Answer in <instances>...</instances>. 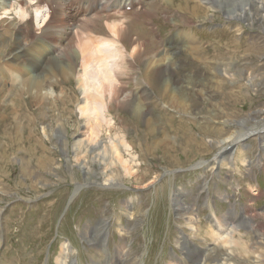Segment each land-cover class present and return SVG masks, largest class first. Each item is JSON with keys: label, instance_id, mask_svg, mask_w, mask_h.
<instances>
[{"label": "rangeland", "instance_id": "obj_1", "mask_svg": "<svg viewBox=\"0 0 264 264\" xmlns=\"http://www.w3.org/2000/svg\"><path fill=\"white\" fill-rule=\"evenodd\" d=\"M0 1L7 4L0 10V264H54L61 245L72 251L71 262L99 264L104 257L117 258L122 241L127 255L117 264H201L188 253L198 255L197 249L202 264L222 262L227 250L231 256L226 262L231 264H264V143L256 134L260 125L264 127V12L259 6L254 3L253 16L240 19L197 0L207 8L205 19L184 25L176 22L177 11H170L166 21L157 11L160 18L143 22L144 34L133 35L147 45L155 36L157 43L144 50H152L162 61L172 57L170 63L177 68L162 79L163 84L149 73L144 79L143 63L134 54L123 56L133 52V46L115 43L120 49L119 74L112 80L119 89L110 86L98 100L102 121L95 125L93 120L86 123L79 110L88 98L78 84L80 64L72 60L76 44L70 40L76 37H54L67 65L62 70L54 62L44 65L41 94L25 85L19 89L21 78L34 68V34L52 37L41 30L49 22L48 5L55 8V0ZM59 1L66 11L64 0ZM65 1L73 7L77 0ZM116 11L101 21L113 17L123 26L133 14ZM152 28L155 33H149ZM177 31L208 55L217 52L223 58L188 60L184 50L170 55L188 46L186 39L170 42ZM232 37L238 42L234 60L228 55L235 47L225 45ZM21 43L29 50L19 55L21 64L14 68L10 58ZM250 45L256 51L240 57ZM47 46L40 44L44 51L38 60L49 56ZM181 73L192 80L202 78L209 94L175 86L173 80L181 79ZM94 87L90 80L87 91L92 94ZM133 97L140 104L135 115L121 105ZM191 99L197 110L191 108ZM159 115L168 120L162 122ZM148 119L153 130H148ZM242 126L247 128L241 131ZM87 130L93 135L84 139ZM245 130L254 134L244 138ZM232 132L243 139L231 136L217 144ZM94 142L98 145L92 149ZM222 152L227 154L216 166L214 157ZM228 155L232 165L226 164ZM106 175L115 183L104 184ZM225 216L236 217L231 248L214 245L208 234L212 217ZM102 222H107L105 245L99 244L103 252L80 232L87 224L95 227ZM191 226L198 230L193 232Z\"/></svg>", "mask_w": 264, "mask_h": 264}, {"label": "bare ground", "instance_id": "obj_2", "mask_svg": "<svg viewBox=\"0 0 264 264\" xmlns=\"http://www.w3.org/2000/svg\"><path fill=\"white\" fill-rule=\"evenodd\" d=\"M68 1H71V0H68ZM205 1L206 2L208 1L210 4L212 3V5L215 4L219 6L221 10L224 12V14H226L227 17H235V18H240V19L241 18L248 19L252 17L253 10H254L252 6L254 5V3L255 5L259 6L264 12V0H205ZM61 3H62L61 1L58 2V0H55L54 1L55 8L51 6V3L48 5V10H50V12L48 11V16H49L48 21L49 22L45 24V27L41 30V32L43 30L49 31L52 37L47 36V35L38 34V33L34 34V40H36L32 43V45L35 44L32 46V50L35 51V59H34L35 64L33 66L34 68L30 70L32 71L31 75L24 76L25 77L24 79L23 77L21 78V83L23 85L22 86L20 85L19 89H21L25 85L28 89L34 88L35 89L34 92L36 94L37 93L41 94L40 85L43 83L42 80H43V75H44L43 70L45 68L44 65L50 62H54L53 64L57 70H62L64 69L65 65H67V64H63V62H65L66 60L63 54L60 52L61 43L58 39H55L54 37L55 36L61 37V38L76 37L77 39L74 38V40L73 39L70 40L71 43L76 44L74 49L72 50V60L75 65L80 64L81 73L79 74V77H78L79 82L78 81L77 82L78 84L83 85V87H85L86 89L85 94L88 98L87 103L79 106V110H80V113L82 114L81 116H83L84 120L87 121L86 123H90L91 122L90 120H93L95 125H100L102 121L101 111L99 110V108H101V105H100V101L98 100L101 99V96L103 95V93H105L110 86L113 85L111 88H115V90L119 89L118 85H116L115 80H112L114 79L113 78L114 76L119 74L118 56L120 55V49L117 45H115V43L121 42V43H126V45L133 46V52H130V53L123 52V56L125 58L126 57L131 58L133 57V54H134L136 60H139L143 63L144 79H145V76L147 78V73H149V74H152L153 76H156L163 84L162 79L167 78L168 74H173V70L177 68V65H172L170 63V60L172 57L171 58L167 57L166 60L162 61V60L157 59V55L154 54L152 50L150 49L144 50L146 46L148 45L152 46L157 43L155 36H153L152 41H148V45H147L145 40L135 37L133 35V32H138L140 35H143L144 34L143 30L146 25L143 22L148 21L149 22L148 24H150L151 22H153L154 18L159 19L160 17L156 15L157 11H160V13L162 12V14L165 17V19L163 18L165 21L167 19V14L170 11H175V13L177 11L180 14V16H179V19H176V22H181L184 25V23H188L191 20L195 21V20L201 19L202 21V19L203 18L205 19L206 17V10H207V8L205 6H201L197 2V0H180V2L178 0L175 4L172 0H158V1L157 0H77L73 4V7L68 6L67 2L64 0L66 11L63 10ZM6 6L7 4L5 5V2L2 3L0 5V10L5 9ZM116 9L121 11L122 13L130 12V11L133 13L127 19H125L128 21L126 22V25L123 24L122 26V23L118 21L117 18H113V17H105L103 18L104 21L103 20L101 21V18L104 15H108L110 12H111V15L114 16L115 13L117 12ZM218 9L219 8H217V10ZM110 18L114 22H109V20H111ZM154 28H152L149 33H155ZM19 30L25 31L24 28H20ZM225 32H227V30ZM109 37L112 39L111 40L112 42H109L108 40ZM178 38H181L182 40L186 39L185 41L188 42V46L180 47L179 49L172 51V53L170 54L172 56H174L181 50H184V55H183L184 58L188 59V56H190L188 60L195 58L193 61L195 60L199 61V58H203L204 61H211V60H219L223 58V56L218 55L217 52H215L213 56L208 55V53L204 51V48L201 47L199 44H193L191 38H189L191 41H187V37L182 36V33L180 31H177L176 34L172 36V38L170 39V42L172 41L178 42L176 41L178 40ZM229 41L230 42L226 43L225 45L228 46V44H231L232 46L235 47L233 48V50L229 51V55H228L230 59L234 60L233 58L238 56L235 53V52H238L237 46H235V45H238L237 38L232 37V39L230 38ZM43 42L48 43L45 53L49 54V56L46 59L42 57L38 60L37 55L40 52L44 51V50L41 51V47H40V44ZM255 48L256 47H252L250 45L249 48L246 49L244 53L241 51L240 57H242V54L247 55L250 52H255L256 51ZM28 50L29 49H26L23 43L18 44V46L12 52V56L10 58L11 61L9 63H11L12 66H14V68L17 67V65H20L21 62L19 60V55ZM260 50H261L260 47L257 48L258 52ZM198 55H200L201 57H199ZM79 59H80V63L77 62ZM70 68L73 69L74 71L75 69H77V67H73L72 65ZM194 69H196L195 70L196 73L199 72V69L196 66L194 67ZM180 78L181 79H178L175 77V79L173 80V83L178 88L182 89L183 87H187L189 88V90H192V92L196 90L197 92H200L204 95L209 94L205 88L207 87L206 83L203 81L202 78L199 81H197V79L199 78L195 80H192L191 78L188 79L189 77L186 73H181ZM90 80H93L95 82V87L93 88L94 91H91L92 94H90L87 91L88 82H90ZM96 80L98 81V84H96ZM249 82H251V79L248 78L247 83ZM137 89H140V87H137ZM161 93L165 97L167 96L164 90H162ZM90 95L93 98H90ZM192 95L197 96V93L196 94L192 93ZM142 96H145V94H143ZM18 97L19 96L17 95L16 100H18ZM136 97H138V95H136ZM207 99L209 100L208 95H207ZM153 103H158V102H153ZM121 105L123 106L125 105L126 109L133 112L132 115H135L138 112L140 104L138 101H136V98L134 99L133 97V98L124 99L123 101H121ZM190 106L194 110L198 109V108H195L196 105L193 99L190 100ZM182 107H183V104H182ZM140 114H141V117L142 116L144 117L143 113H140ZM160 118L162 122L168 120V118H165L163 116H160L159 119ZM150 122L151 120L149 119L145 121V123L151 127V129L148 127V130H153ZM245 128L247 127L242 126L241 131L244 130ZM260 128H261L260 131L259 130L256 131V134H258L261 142L264 143V132H262L264 131V127L260 125ZM245 132L246 130L244 131V134H246L244 138L246 136L248 137V134L249 135L254 134L252 132H248V133H245ZM84 134H85L84 139H89V137L93 135V132H91V130L90 131L87 130L86 133ZM231 136L235 138H242L241 134L239 133L236 134V132H232L229 135H226L217 144H220L221 142H225ZM78 141L80 143V140ZM91 145H92L91 148L94 149L98 144L94 142ZM115 145L116 144H114L113 146ZM223 146H224V143L220 145L219 148ZM226 154L227 153L222 152L219 156L214 157V160H215L214 163L216 164V166L220 163V160L226 156ZM118 162H121V159H118ZM233 163H234V160L230 158L228 155L226 164L232 165ZM259 163H260V160L258 159L257 164ZM238 168L239 167L236 166V169ZM113 179L114 177L110 175H106L104 179L105 181L104 184L112 185L113 183H115L113 182ZM122 208H124V205L122 206ZM136 210H138V207L136 208ZM132 218L134 217L131 214V212H129L128 219L131 220ZM234 219H236V217L233 218V220ZM233 220L227 216L223 218L212 217V222H211L212 232H209L208 234H209V238L212 240V243L214 245L215 244L224 245L226 248H231L234 245V243L236 242L235 241L236 238H234L233 235H234L237 225L235 224ZM100 224L99 225L97 224L95 227L94 226L89 227V225L87 224L83 228V230L80 231L84 235L82 237L86 239V241L89 242L90 244H93L96 246H99L100 244L101 246V243H102L103 245H105V242H106L105 232L106 231L104 230V228L107 225V222H102V226H100ZM223 229L226 230L225 235L222 234V232L224 233ZM191 230L195 232V230H198V228L194 229L191 226ZM121 231L123 232L122 228L120 232H118L119 233L118 235H122ZM183 238H184L183 239L184 241L187 240V238L185 237ZM121 243L125 244V242L122 241L119 244H117L118 246L117 253H119L118 261L121 260V257L123 255L125 256L127 255V252H125L124 250L125 246H123ZM179 243L180 241H178L176 245L178 246ZM100 246H99V249H100ZM197 250H198V255L194 254L193 250L192 252L188 251V253L190 254V257L193 258L195 261H198V262L201 261L203 263L204 261L203 258H200L201 251L200 249H197ZM96 251L99 252L98 249ZM230 256L231 255H229V251L227 250V254L222 259V262L219 260L218 262H216L217 260H215L216 262L215 264H231L230 262H226V260L229 259ZM71 259H72V251L69 250L67 246L61 245V248L56 254L54 264H77L75 262H71ZM92 261L99 262L97 258H92L91 262Z\"/></svg>", "mask_w": 264, "mask_h": 264}]
</instances>
